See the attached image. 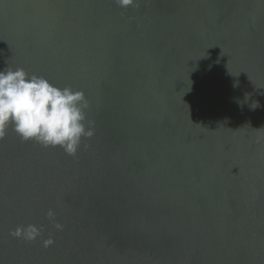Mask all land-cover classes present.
Masks as SVG:
<instances>
[{"label": "water", "instance_id": "95a60500", "mask_svg": "<svg viewBox=\"0 0 264 264\" xmlns=\"http://www.w3.org/2000/svg\"><path fill=\"white\" fill-rule=\"evenodd\" d=\"M18 67L83 92L94 135L8 129L0 264H264V0H0Z\"/></svg>", "mask_w": 264, "mask_h": 264}, {"label": "clouds", "instance_id": "9594fccd", "mask_svg": "<svg viewBox=\"0 0 264 264\" xmlns=\"http://www.w3.org/2000/svg\"><path fill=\"white\" fill-rule=\"evenodd\" d=\"M115 2L118 7L127 9L135 6L137 0ZM88 109L89 102L81 91L57 87L42 76H29L23 68L0 70V140L11 127L24 142L34 141L46 148L59 147L65 154L75 156L82 140L94 135V121L86 116ZM47 215L54 220L52 210ZM54 227L62 230L59 223ZM41 231L29 224L18 226L11 235L31 242ZM53 243L51 238L43 241L44 247Z\"/></svg>", "mask_w": 264, "mask_h": 264}]
</instances>
